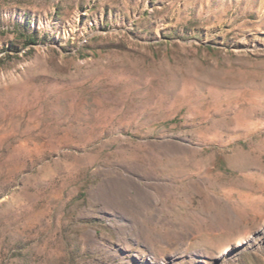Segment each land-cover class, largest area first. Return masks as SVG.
Segmentation results:
<instances>
[{"label": "rangeland", "instance_id": "374dc122", "mask_svg": "<svg viewBox=\"0 0 264 264\" xmlns=\"http://www.w3.org/2000/svg\"><path fill=\"white\" fill-rule=\"evenodd\" d=\"M153 255L264 264V0H0V264Z\"/></svg>", "mask_w": 264, "mask_h": 264}, {"label": "bare ground", "instance_id": "6f19581e", "mask_svg": "<svg viewBox=\"0 0 264 264\" xmlns=\"http://www.w3.org/2000/svg\"><path fill=\"white\" fill-rule=\"evenodd\" d=\"M200 181L206 183L207 180L203 178V179H200ZM112 207H113V206H112ZM114 209H115V208H114ZM116 209H118V211H120L121 213L127 210V208H126L125 206H121V205H118V206L116 207ZM173 238H174V237L168 235V236H166L165 238H163V240H165L166 242H168V241H171ZM182 240H183V239H182ZM182 240H181V241H182ZM254 240H255V239H254L252 236H249V237L246 239L245 242H250V241H254ZM148 242H149V241H148ZM182 242H185V240H183ZM167 244H170V242H168ZM240 245H242V244H240ZM151 247H152V246H151ZM232 250H237V248L234 247V249H232ZM151 253H152V252H151ZM152 254H153V253H152ZM168 255H170V256L172 257L171 254H168ZM208 256H209L210 258H212V259H217V258L219 257V256H216V255H212V254H210V253H208ZM152 257L157 259V263H156V264H165L166 259H165L164 257L159 258V257H157L156 255H153ZM212 264H219V263H216V262L213 261Z\"/></svg>", "mask_w": 264, "mask_h": 264}]
</instances>
